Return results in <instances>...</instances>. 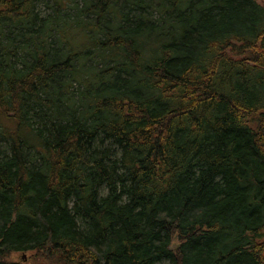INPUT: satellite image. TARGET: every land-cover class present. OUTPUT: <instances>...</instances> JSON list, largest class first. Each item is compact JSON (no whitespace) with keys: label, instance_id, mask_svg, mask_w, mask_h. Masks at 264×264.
I'll list each match as a JSON object with an SVG mask.
<instances>
[{"label":"trees","instance_id":"1","mask_svg":"<svg viewBox=\"0 0 264 264\" xmlns=\"http://www.w3.org/2000/svg\"><path fill=\"white\" fill-rule=\"evenodd\" d=\"M39 1L0 0V264H264V6Z\"/></svg>","mask_w":264,"mask_h":264},{"label":"rangeland","instance_id":"2","mask_svg":"<svg viewBox=\"0 0 264 264\" xmlns=\"http://www.w3.org/2000/svg\"><path fill=\"white\" fill-rule=\"evenodd\" d=\"M259 4H261L262 6H264V0H256ZM75 4L78 3V4H81L80 3V0H75L74 2ZM45 4H51V2L47 1V0H41L38 2L37 4V7H36V10L37 12L41 15V16H46L47 14L50 13V10L47 9V7L45 6ZM74 5V4H72ZM70 5V7L72 6ZM5 147V146H3ZM3 147H0V150L3 149ZM23 256V255H22ZM20 254H14L11 256V259L12 260H15L17 261V258H21L22 257ZM25 256V260H22L23 261V264H48L47 261H42V260H35V258L33 257V253H27ZM166 264V263H164Z\"/></svg>","mask_w":264,"mask_h":264},{"label":"water","instance_id":"3","mask_svg":"<svg viewBox=\"0 0 264 264\" xmlns=\"http://www.w3.org/2000/svg\"><path fill=\"white\" fill-rule=\"evenodd\" d=\"M22 259L25 260V256L24 255L22 256Z\"/></svg>","mask_w":264,"mask_h":264}]
</instances>
